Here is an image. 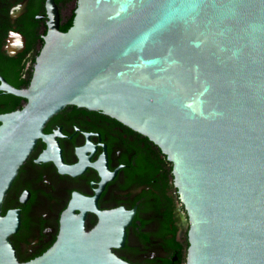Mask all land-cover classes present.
I'll use <instances>...</instances> for the list:
<instances>
[{"label":"water","instance_id":"water-1","mask_svg":"<svg viewBox=\"0 0 264 264\" xmlns=\"http://www.w3.org/2000/svg\"><path fill=\"white\" fill-rule=\"evenodd\" d=\"M47 8L30 87L0 85L27 99L0 114V264H129L112 250L125 237L118 213L86 231L78 196L42 256L20 261L10 239L20 218L3 215L6 194L67 105L167 155L191 221L189 264H264V0H78L67 31L55 0Z\"/></svg>","mask_w":264,"mask_h":264},{"label":"flooded vegetation","instance_id":"flooded-vegetation-1","mask_svg":"<svg viewBox=\"0 0 264 264\" xmlns=\"http://www.w3.org/2000/svg\"><path fill=\"white\" fill-rule=\"evenodd\" d=\"M78 0H55L61 27ZM48 0H0V85H31L48 31ZM71 6V9H70ZM3 78V79H2ZM27 99L0 90V114ZM1 124V122H0ZM9 188L2 213L18 211L10 235L20 261L34 260L57 241L61 219L74 196L77 214L92 231L102 214L125 224L115 255L129 264H189L191 221L173 163L146 135L95 110L67 105L53 115ZM74 167V168H73Z\"/></svg>","mask_w":264,"mask_h":264},{"label":"trees","instance_id":"trees-1","mask_svg":"<svg viewBox=\"0 0 264 264\" xmlns=\"http://www.w3.org/2000/svg\"><path fill=\"white\" fill-rule=\"evenodd\" d=\"M74 13L72 16L68 19V21L61 27L62 31H67L73 24V19H74Z\"/></svg>","mask_w":264,"mask_h":264},{"label":"rangeland","instance_id":"rangeland-1","mask_svg":"<svg viewBox=\"0 0 264 264\" xmlns=\"http://www.w3.org/2000/svg\"><path fill=\"white\" fill-rule=\"evenodd\" d=\"M70 9H71V6H70Z\"/></svg>","mask_w":264,"mask_h":264}]
</instances>
